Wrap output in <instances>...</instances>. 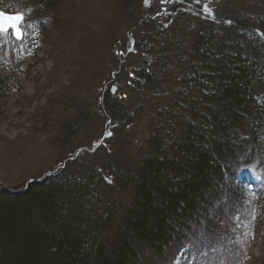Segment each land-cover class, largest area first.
<instances>
[{"label": "trees", "instance_id": "obj_1", "mask_svg": "<svg viewBox=\"0 0 264 264\" xmlns=\"http://www.w3.org/2000/svg\"><path fill=\"white\" fill-rule=\"evenodd\" d=\"M139 1L125 0L124 7ZM223 1L160 0L163 17L145 13L134 71L122 70L131 81L115 80L132 95L108 91L99 105L118 132L147 116L149 134L133 171L98 157L19 188L0 187V264L245 259L216 217L254 216L264 204V0L250 13ZM53 2L36 0L33 11L17 10L31 15L37 45L49 29L43 14L54 12ZM13 10L0 2V11ZM36 12L40 16L32 17ZM191 16L195 22L186 20ZM5 39L13 37L0 33V43ZM6 86L0 77V92ZM88 119L86 113L68 117L56 127L60 141L66 145L90 131ZM125 192L129 204L119 239L110 245L105 231L121 212ZM212 239L222 242V254L214 252Z\"/></svg>", "mask_w": 264, "mask_h": 264}, {"label": "rangeland", "instance_id": "obj_2", "mask_svg": "<svg viewBox=\"0 0 264 264\" xmlns=\"http://www.w3.org/2000/svg\"><path fill=\"white\" fill-rule=\"evenodd\" d=\"M33 1L0 0L14 9L13 15L23 17L21 40L0 43V77L8 86L0 92V187L19 188L56 175L75 162H97L98 157L133 171L149 134L147 116H136L129 128L118 132L99 105L105 93H111L113 86L117 89L116 79L129 85L131 79L123 77L122 70L134 71L131 67L138 55L135 40L142 29L139 23L150 10L153 15H165L159 12L160 0H140L131 9L124 7L125 0H53L54 12L43 14L51 23L40 45L30 38L33 23L28 10V17L25 11H17L33 9ZM224 1L231 2L233 9L250 13L263 0ZM34 15L40 16L38 12ZM186 20L195 22L194 16ZM5 35L12 38L11 31ZM131 91L119 88L113 95L129 98ZM80 113L89 115L91 130L63 144L56 127ZM45 120L51 124L43 125ZM120 204L121 212L105 231L110 245L119 239L128 192L120 196ZM257 207L254 216L216 217L230 228L234 243L237 240V253L245 257L239 264H264L263 202ZM212 241L216 242L214 252L222 254V242Z\"/></svg>", "mask_w": 264, "mask_h": 264}, {"label": "snow or ice", "instance_id": "obj_3", "mask_svg": "<svg viewBox=\"0 0 264 264\" xmlns=\"http://www.w3.org/2000/svg\"><path fill=\"white\" fill-rule=\"evenodd\" d=\"M23 21L21 15H8L3 11H0V33L7 32L8 29L13 30V34L17 39L21 38V33L18 25Z\"/></svg>", "mask_w": 264, "mask_h": 264}, {"label": "water", "instance_id": "obj_4", "mask_svg": "<svg viewBox=\"0 0 264 264\" xmlns=\"http://www.w3.org/2000/svg\"><path fill=\"white\" fill-rule=\"evenodd\" d=\"M8 15H13V14H8ZM15 15H18V14H15ZM21 16H22V15H21ZM20 24H21V23H20ZM20 24L18 25V27L20 26ZM19 30H20V28H19ZM9 31H11L12 37H13L15 40H17V41H20V40H21L22 35H21V38L17 39L16 35L13 34V30H12V29H8V31H7V32H4V33H8ZM4 33H2V34H4ZM20 33H21V30H20ZM115 90H116V88H115V86H113V88L111 89V94H113Z\"/></svg>", "mask_w": 264, "mask_h": 264}]
</instances>
